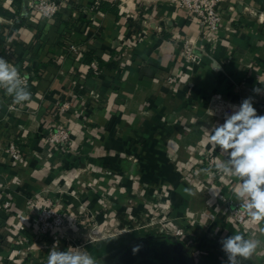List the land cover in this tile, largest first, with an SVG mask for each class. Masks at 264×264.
<instances>
[{"label": "crops", "instance_id": "obj_1", "mask_svg": "<svg viewBox=\"0 0 264 264\" xmlns=\"http://www.w3.org/2000/svg\"><path fill=\"white\" fill-rule=\"evenodd\" d=\"M32 1L0 0V57L32 76L34 90L30 101L16 104L0 89V204L11 201L0 214V257L22 264L23 257L12 261L10 238L37 233L28 208L35 193H47L69 218L84 206L97 209L99 220H130L140 213L136 205L166 188L174 215L197 237L194 251L177 238L185 249L169 264H227L220 240L236 233L262 241L241 264H264V222L248 217L241 227L232 219L239 181L217 172L227 157L210 139L245 98L264 115V102L255 100L262 94L253 92L264 88V0H224L228 18L216 41L172 0H105L118 14L95 9L98 0H61L59 14L49 18ZM183 39L200 48L195 60L183 55ZM91 47L120 66L85 63ZM67 99L70 108L56 113ZM56 120L71 135L61 147L49 140Z\"/></svg>", "mask_w": 264, "mask_h": 264}, {"label": "clouds", "instance_id": "obj_2", "mask_svg": "<svg viewBox=\"0 0 264 264\" xmlns=\"http://www.w3.org/2000/svg\"><path fill=\"white\" fill-rule=\"evenodd\" d=\"M0 89L13 97L16 104L31 99L25 78L3 57H0ZM253 92L262 94L264 88L254 87ZM232 108L230 115L225 113L224 123L211 129L213 146L219 147L227 157L216 163L215 168L224 176L238 179L234 192L242 202L241 209L252 221L264 222V115H258L252 97L243 99ZM260 231L264 233V228ZM220 244L227 256V264H241V258L250 259L262 241L246 239L243 234L236 233L222 238ZM142 248V244L133 245V255ZM47 264H97V261L82 248L69 247L67 251H59L54 245L48 253Z\"/></svg>", "mask_w": 264, "mask_h": 264}, {"label": "rangeland", "instance_id": "obj_3", "mask_svg": "<svg viewBox=\"0 0 264 264\" xmlns=\"http://www.w3.org/2000/svg\"><path fill=\"white\" fill-rule=\"evenodd\" d=\"M255 100L264 102V93H262L259 98L255 97ZM152 192L155 200L152 199L149 202L147 200L148 204L140 207L136 205L135 208L138 209L140 213L137 216L133 215V218L130 220L115 219L112 215H107L105 220H99L97 209L95 211L91 209L89 210L84 206H80V208L76 211L74 210V216L69 218L62 211V208L59 207V204L53 200L54 209L66 216V220H68V223H65L66 228H60V232L62 234L59 235L58 238L54 237L56 233L43 236L39 235L38 224L34 217L33 219L37 226V233L33 238L25 237L24 235L20 236L19 234L10 238L12 246L10 245L9 247L16 253V258L12 259V261H17L19 260V257H23L22 264H47L48 253L54 245L58 246L59 251H67L69 247L82 248L86 250L84 248L85 243L89 242L91 244H96L104 240H112V242H110V251L112 252L140 237V233L143 231H154L153 234L149 235L161 234L168 236V233H172L173 230L165 227L164 224L174 222V224L169 225L172 229H175L176 225L179 224L184 227L181 218L173 213L174 205L168 203V200H166H171L168 190H166V197L158 191L154 190ZM144 193L145 192L143 191V194ZM5 203L6 201L3 204H0V214L2 211H7L11 207V205L5 206ZM241 203V201H238V203L235 204L241 205ZM28 208L30 212H35L36 214V209H31L29 206ZM105 208L110 210L114 207L112 205H106ZM131 208L132 207L129 205L126 206L129 214L131 213ZM134 211L136 212V210ZM69 223H71L72 226L71 232L69 231ZM76 223L80 224V227H76ZM196 238L197 237H195V239ZM1 240L3 241L4 238L2 237ZM20 242L24 244V247L20 245ZM191 246L192 245L189 247L194 251L195 249L193 248H195V246H192L193 248ZM0 264H8V262L5 261L3 257H0Z\"/></svg>", "mask_w": 264, "mask_h": 264}, {"label": "built area", "instance_id": "obj_4", "mask_svg": "<svg viewBox=\"0 0 264 264\" xmlns=\"http://www.w3.org/2000/svg\"><path fill=\"white\" fill-rule=\"evenodd\" d=\"M173 2L178 3L180 6L184 8V10L193 18H197L201 24L202 32L205 36L209 37L210 40L216 41V36L219 34L222 28L225 27L226 18H228L226 14V10L223 8L222 4L224 0H172ZM62 1L61 0H34L30 4V6L38 11L44 17H53L55 16L61 9ZM230 20L236 19L237 14L234 15L233 12L229 13ZM183 55L189 60H195L197 57L196 51L200 49L196 42L183 39ZM69 49L73 51L80 50L81 48L74 43L69 44ZM126 57V54H124ZM130 59L126 58L122 60V64H127ZM95 68H97L96 64H93ZM20 72V71H19ZM21 76L25 78L26 85L30 82V76L28 74L21 73ZM234 105V104H233ZM71 102L70 100H65L57 107L58 114L63 113L64 111L70 108ZM52 127L50 132L49 140L54 145L59 147L66 145L70 141V132L68 128L59 121H54L51 125ZM13 156L14 160L17 162L21 161V153L18 146L15 143H10L8 148ZM206 160L209 162L210 166L215 165V159L213 156L209 155L206 157ZM161 189V190H159ZM155 191L163 194L165 197L167 196L166 188H159ZM167 202L170 203L169 199ZM229 202V200H228ZM11 201L8 200L5 203V206H10ZM28 206L31 209H36L37 212L35 214V221L38 224V233L39 235H48L53 234L55 238H58L62 233L60 232V228L65 227L66 216L59 213L56 209H54V201L52 198L48 196L47 193H35L28 199ZM166 206V205H165ZM231 217L234 222L238 226H245L248 220L247 214L241 209V205L235 204L231 210ZM170 224H174V222L164 224L165 227L173 230L172 233H168V236H174L183 240L187 245H191L190 242H195V236L192 233H189L183 226L176 225L175 229L170 228Z\"/></svg>", "mask_w": 264, "mask_h": 264}, {"label": "water", "instance_id": "obj_5", "mask_svg": "<svg viewBox=\"0 0 264 264\" xmlns=\"http://www.w3.org/2000/svg\"><path fill=\"white\" fill-rule=\"evenodd\" d=\"M142 244L141 251L133 255L132 246ZM185 245L174 236L142 235L123 247L96 260L97 264H169L176 260Z\"/></svg>", "mask_w": 264, "mask_h": 264}, {"label": "trees", "instance_id": "obj_6", "mask_svg": "<svg viewBox=\"0 0 264 264\" xmlns=\"http://www.w3.org/2000/svg\"><path fill=\"white\" fill-rule=\"evenodd\" d=\"M95 9H97V10L101 9L102 11H106V12L111 11V12L118 14L117 6L113 5L112 3L105 1V0H98V3L95 5ZM59 12L57 14H59ZM83 20H85V17L81 16L80 21L82 22ZM65 38L67 39L68 36L66 35ZM93 60L97 61L100 68H107L108 70H114L118 66H120V61L113 59V58H111L109 60H104L100 55L97 54V50L94 47H91L85 53L84 62L90 64ZM31 85H32V76H30V82L27 85V88H28V90L34 91L31 88ZM153 233H154V231H150V232H144L143 231L140 233V235L141 236L142 235H149V234H153ZM110 242H112V240H104V241H101V242L96 243V244H89L88 245V251L93 256V258H98L102 255H105V254L111 252L110 251L111 250L110 249L111 248ZM196 242H197V240L195 242H192L193 244L191 243V245L196 247L197 246Z\"/></svg>", "mask_w": 264, "mask_h": 264}]
</instances>
